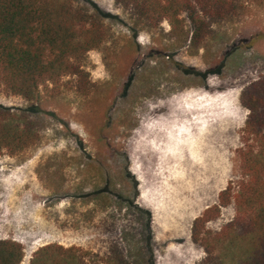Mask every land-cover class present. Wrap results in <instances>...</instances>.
<instances>
[{
	"label": "rangeland",
	"instance_id": "obj_1",
	"mask_svg": "<svg viewBox=\"0 0 264 264\" xmlns=\"http://www.w3.org/2000/svg\"><path fill=\"white\" fill-rule=\"evenodd\" d=\"M72 1L107 31L83 77L43 83L32 98L0 88V108L39 129L24 150L0 152V241L23 247L21 264L51 244L87 264H203L196 219L230 189L204 229L215 239L247 180L242 95L264 78V0H241L197 48L186 15L178 29L146 26L119 0Z\"/></svg>",
	"mask_w": 264,
	"mask_h": 264
},
{
	"label": "trees",
	"instance_id": "obj_2",
	"mask_svg": "<svg viewBox=\"0 0 264 264\" xmlns=\"http://www.w3.org/2000/svg\"><path fill=\"white\" fill-rule=\"evenodd\" d=\"M241 0H119L143 25L169 21L174 29L183 15L192 23L194 47H201L211 24L236 16ZM90 16V17H89ZM107 36L102 20L77 10L72 0H0V88L29 98L43 83L67 76L83 77L82 61L101 48ZM250 112L246 134L253 144L242 155L246 181L234 195L237 215L215 239L204 229L220 209L231 203L230 189L221 193L220 206L196 219L192 239L205 248L203 264H264V78L242 95ZM38 124L0 108V152L17 153L38 138ZM211 235V233H209ZM221 251L222 255L214 256ZM23 247L0 241V264H21ZM31 264H87L76 248L48 245L39 249Z\"/></svg>",
	"mask_w": 264,
	"mask_h": 264
}]
</instances>
